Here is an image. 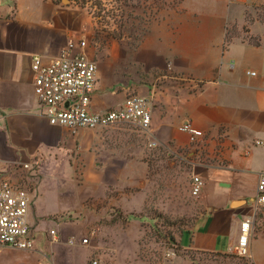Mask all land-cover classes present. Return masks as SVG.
<instances>
[{
  "label": "crops",
  "instance_id": "crops-1",
  "mask_svg": "<svg viewBox=\"0 0 264 264\" xmlns=\"http://www.w3.org/2000/svg\"><path fill=\"white\" fill-rule=\"evenodd\" d=\"M195 1L184 0L181 12L154 23L137 51L125 53L123 59L132 64L120 68L116 56L107 62L96 58L78 7L54 0H0V170L11 163L32 167L29 218L54 214L47 212V172L62 182L65 174L78 176L82 184L78 198L60 193L70 206L66 211L74 210L81 225L61 231V242L51 246L60 254L54 264L136 263L125 254L140 249L145 233L136 216L148 203L151 155L166 156L174 167L186 164L191 194L193 177L204 181L197 216L175 240L180 248L236 252L246 217L255 219L251 251L264 237V209L256 203L264 173V44L225 42L229 1L264 0ZM79 41L87 42V55L99 64L92 111L119 108L131 93L148 98L150 134L116 126L73 134L43 116L32 59L48 61ZM187 122L203 132L195 142L180 130ZM6 178L19 179L3 173L0 183ZM85 233L90 241L83 245L78 237ZM71 238L77 240L73 247L85 251V261L59 246Z\"/></svg>",
  "mask_w": 264,
  "mask_h": 264
},
{
  "label": "rangeland",
  "instance_id": "rangeland-1",
  "mask_svg": "<svg viewBox=\"0 0 264 264\" xmlns=\"http://www.w3.org/2000/svg\"><path fill=\"white\" fill-rule=\"evenodd\" d=\"M54 1L64 5L71 4L82 10L85 19L84 30L92 38L90 43L96 58L107 62L109 58L116 56L120 68L132 64L130 60L123 59L125 53L134 54L137 51L141 41L151 31L152 25L166 19L172 12H181L184 2V0ZM211 1L213 0H209L210 3ZM192 2L193 5L198 3L195 0ZM228 5L231 7L225 25V38L228 41L236 38L261 39L264 43V22L258 15L263 12L260 7L264 3L229 1ZM223 13L226 14L225 6ZM190 14L194 15V13ZM120 34L123 35L119 37ZM134 95L136 94L131 93L127 97ZM115 126L117 130L138 133V128L129 124ZM150 157L152 179L146 188L148 203L144 211L136 216L142 221L145 233L140 238V249L126 251L127 258L136 260V263L131 262V264H264V237H259L254 243L253 251L248 258L238 257L235 251L224 256L225 254L220 253L187 251L176 245L175 240L187 230L197 216V198L191 194V177L187 172L186 164L174 167L166 156L161 158L163 160L158 156ZM51 174L47 172V212L54 214L51 216L48 214L47 219L31 216L29 221L36 239L35 247L31 250L0 247V264H54L60 254L51 247L57 242L50 232L52 230L57 232L59 235L57 241L60 243L62 230L81 225L80 218L74 210L66 211L70 206L64 201L65 196L60 195L61 192L66 191L68 195L78 198L82 185L80 178L78 176L70 178L65 174L62 182ZM135 190L131 189V191ZM91 201L87 199L86 202L90 205ZM79 236V239L88 238L90 241V234ZM67 244L59 246L67 250L71 248L77 260L85 261L83 249ZM170 253L174 255L169 256Z\"/></svg>",
  "mask_w": 264,
  "mask_h": 264
},
{
  "label": "built area",
  "instance_id": "built-area-1",
  "mask_svg": "<svg viewBox=\"0 0 264 264\" xmlns=\"http://www.w3.org/2000/svg\"><path fill=\"white\" fill-rule=\"evenodd\" d=\"M87 45L86 41L71 42L61 56L48 61L41 56L33 57L34 94L43 116L51 125L66 128L73 134L84 128L108 129L118 124H129L144 134H150L152 108L148 98L134 95L127 97L119 108L104 113L92 111L99 64L87 55ZM180 130L189 133L192 142L203 136L202 131L195 129L188 122L183 124ZM32 170L26 163H11L3 171L0 170V176L8 173L19 178L18 181L2 179L0 183V247L21 250H31L35 247L36 239L29 221L33 201L30 190ZM203 187V179L195 175L192 181V195L199 196ZM256 203L259 208L264 209V173L258 180ZM254 224L253 217H246L240 224L236 254L241 258L250 257ZM50 234L55 241L58 240L59 235L55 230ZM68 243L73 246L77 244V240L71 238ZM80 243L88 244L89 239L82 238ZM92 264L98 262L92 261Z\"/></svg>",
  "mask_w": 264,
  "mask_h": 264
},
{
  "label": "trees",
  "instance_id": "trees-1",
  "mask_svg": "<svg viewBox=\"0 0 264 264\" xmlns=\"http://www.w3.org/2000/svg\"><path fill=\"white\" fill-rule=\"evenodd\" d=\"M260 9L261 10H263V12L262 13H260V14H258L259 15V18L261 19V21H263L264 22V5L263 6H261L260 7ZM123 34H120V36L119 37H121ZM245 40V39H244ZM231 40H227V38H226V43L228 44L229 42H230ZM246 41H248L249 43H251V44H253V45H255V46H261L262 44H264V43H262V41H261V39H253V38H251V39H249V40H246ZM176 245H178V244H176ZM179 246V245H178ZM194 252H196V251H194ZM199 253H205V252H199ZM224 256H227V254H225ZM239 257V256H238Z\"/></svg>",
  "mask_w": 264,
  "mask_h": 264
}]
</instances>
